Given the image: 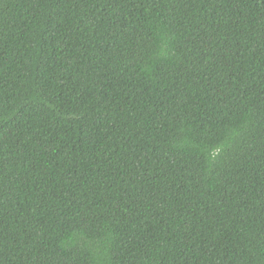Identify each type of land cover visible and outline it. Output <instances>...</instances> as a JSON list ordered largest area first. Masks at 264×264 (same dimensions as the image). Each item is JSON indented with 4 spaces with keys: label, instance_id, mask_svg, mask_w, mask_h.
<instances>
[{
    "label": "trees",
    "instance_id": "1",
    "mask_svg": "<svg viewBox=\"0 0 264 264\" xmlns=\"http://www.w3.org/2000/svg\"><path fill=\"white\" fill-rule=\"evenodd\" d=\"M0 264H264V0H0Z\"/></svg>",
    "mask_w": 264,
    "mask_h": 264
}]
</instances>
